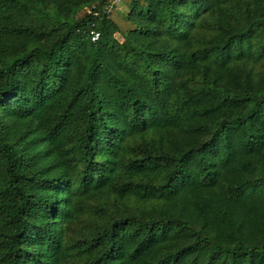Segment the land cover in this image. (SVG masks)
Instances as JSON below:
<instances>
[{"label": "trees", "instance_id": "16d2710c", "mask_svg": "<svg viewBox=\"0 0 264 264\" xmlns=\"http://www.w3.org/2000/svg\"><path fill=\"white\" fill-rule=\"evenodd\" d=\"M0 264H264V0H0Z\"/></svg>", "mask_w": 264, "mask_h": 264}, {"label": "built area", "instance_id": "2783aa9c", "mask_svg": "<svg viewBox=\"0 0 264 264\" xmlns=\"http://www.w3.org/2000/svg\"><path fill=\"white\" fill-rule=\"evenodd\" d=\"M117 2V1H115ZM98 32H95V31H91V40L94 41L98 38Z\"/></svg>", "mask_w": 264, "mask_h": 264}, {"label": "rangeland", "instance_id": "374dc122", "mask_svg": "<svg viewBox=\"0 0 264 264\" xmlns=\"http://www.w3.org/2000/svg\"><path fill=\"white\" fill-rule=\"evenodd\" d=\"M119 3H120V2H119ZM116 4H117V3H116ZM117 7H118V8H120V7H121V5H118V4H117Z\"/></svg>", "mask_w": 264, "mask_h": 264}]
</instances>
